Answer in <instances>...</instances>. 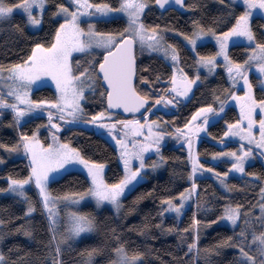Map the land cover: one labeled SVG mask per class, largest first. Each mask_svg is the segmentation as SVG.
Returning <instances> with one entry per match:
<instances>
[{"label":"snow or ice","instance_id":"snow-or-ice-1","mask_svg":"<svg viewBox=\"0 0 264 264\" xmlns=\"http://www.w3.org/2000/svg\"><path fill=\"white\" fill-rule=\"evenodd\" d=\"M150 2L162 10L178 6L185 9L197 7L195 4H185V0H116L115 5L111 0H67L56 4L55 11L51 13L60 22L54 28V33L50 34V39L34 43L29 49L30 54L18 61L0 63V117L5 110H11V125L22 128L23 123L35 118L37 114H46V124H37L30 134L20 130L14 144H0L9 154L22 153L27 156L30 167L28 175L23 178L8 174L5 191L17 193L27 201V216L36 210L35 202L26 191V187L34 183L38 201L49 218V245L55 243L54 248H49L50 255L54 254L52 264H64L61 258L64 243L69 238L80 237L81 233L95 231L97 222L91 213L71 211L67 214L68 227L63 232L60 231V202L74 205L90 196L95 199L98 207L108 202L116 214H119L126 193L134 190L144 178V173L149 169H158L169 159L162 154V142L168 136L175 137L187 144L188 160L191 162L188 186L175 196H163L158 215L173 212L180 216L186 202L193 198V193L197 198V210L209 207L207 203L201 204L198 198L197 181L198 173L211 172L226 193V202L218 209L222 214L216 216V220L230 222L233 226V236H228L226 240L218 242L214 247H207L202 252L199 247L200 228L212 221L202 225L199 216L194 214L191 224L183 230L172 226L165 228L163 224L158 227L161 231L177 232L181 244L185 242L186 235L191 233L192 239L186 245L185 256L191 257L192 260L199 259L203 254L205 264H209L208 258L216 251V247L232 242L235 237L238 253L235 257L236 264H264V183L259 187L257 204L245 209L244 205L230 201L234 186L227 182L232 172L246 176L249 180L264 182V175L246 171V162L255 151H259L264 157V99H257L256 85L249 75L254 67L259 87L264 92V30L258 38L251 24L254 10L260 9L264 14V0H242L243 11L238 15H235L236 0H221L226 4L228 11L218 20L228 21L234 18V22L226 27V30L218 31L216 26L205 25L196 19L192 21L191 33L179 32L185 46L189 47L196 57L194 76H190L185 70L180 48L167 38L170 31L175 33L179 30H170L166 25L145 24L144 16ZM49 4L50 0H19L18 3L0 0V22L10 21L16 10L20 9L26 15V23L29 26H42ZM118 14L126 18L124 27L115 31L98 30L97 21L107 22ZM208 37L214 38L217 51L204 55L197 49L203 46ZM241 38L249 44L244 60L234 59L229 54L230 43ZM138 51L139 54L147 52L161 55L171 69L170 74L165 78L164 74L156 72L154 80L150 79L149 75L138 76V73L144 71L153 75L150 65L141 67L138 64ZM76 55L83 59H75ZM221 57L223 68L218 69L217 60ZM201 68L207 70L206 75L201 76ZM217 71L227 72L226 78L230 86L225 88L221 95H217L216 90H213V102L197 107L186 123L177 125L176 117H173L172 121L166 117H158L155 120L148 118V114L154 110H178L182 104L191 100L194 87H198ZM48 77L55 84V98L34 99V87L46 86L45 78ZM138 81L139 85H152L155 82L166 86L151 88L142 94ZM241 82L245 89L242 95L232 90L241 86ZM89 95L98 96L103 105L99 111L90 114L84 107L88 103ZM231 98L239 102L240 118L231 122L225 121L226 130L216 137L225 147L223 151L213 152L212 159L231 158L228 170L220 172L211 164L202 163L200 153L198 150L193 151V145L199 140L202 132H207L210 118L223 119L228 100ZM216 104L219 106H214ZM257 107L261 110L259 119ZM121 108L130 114L143 109L142 115L145 119L142 121L135 116L132 119H117V110ZM77 125L100 128L115 141L119 147V158L123 161L124 174L120 179L109 183L104 179L105 162L87 158L70 140H62L58 136L59 130ZM45 127L52 138V142L47 145L39 137L40 130ZM165 128H171L172 131L158 130ZM232 136L240 138L238 148L226 147V138ZM146 154H155L157 159L148 163ZM3 161L4 157L0 156V163ZM76 164L87 170L90 177L89 186L82 192L53 194L49 186L52 175ZM141 198L138 196L136 200ZM254 208H258V215L253 212ZM3 223L4 221L0 220V224ZM149 227L148 224L144 225V229ZM237 227L240 228L239 233L235 232ZM24 230L25 234H30L27 229ZM0 240H3L2 235ZM115 240L117 246L111 249L108 264H141L144 252L130 253L126 244L120 242V237H115ZM100 251L99 247L82 250L81 255L85 257L82 264H94V257ZM5 261V253L0 250V264H5Z\"/></svg>","mask_w":264,"mask_h":264},{"label":"trees","instance_id":"trees-1","mask_svg":"<svg viewBox=\"0 0 264 264\" xmlns=\"http://www.w3.org/2000/svg\"><path fill=\"white\" fill-rule=\"evenodd\" d=\"M19 0H9L16 3ZM66 2V0H50L49 7L45 13V18L42 26L36 31L28 28L26 18L22 14L15 13L10 21L0 22V63L8 64L13 61H18L30 54V47L41 41L50 39V34L54 33V28L60 22L51 13L55 11L56 4ZM100 2V0H94ZM115 5L116 0H111ZM185 4H195L197 7L169 8L167 10L160 9L157 5L150 2L149 8L146 10L144 22L148 26L158 24L168 26L179 30L178 32L192 31V21L199 19L205 25H214L218 31L226 30V27L231 26L234 18L228 21L218 20L227 11V6L221 0H185ZM243 11L241 6L236 5L235 15ZM125 20L122 17L108 19L107 22L97 21L98 30L100 31H115L125 26ZM254 31L260 38L264 26V20L255 16L251 20ZM167 38L176 43L181 50V58L185 65V70L192 75L195 56L183 43V41L169 33ZM201 54L207 55L216 51L215 46L210 43H203V46L197 49ZM247 47L243 44H234L230 46L229 54L234 59H246L245 53ZM75 59L82 60L83 57L76 55ZM138 64L142 67L150 65L153 75L149 71L138 73L139 75H149L150 79L154 80V74L159 72L165 75L170 74L171 69L165 60L158 56L149 53L139 54ZM250 78L256 85L255 92L257 99H264V92L259 87L256 75L250 73ZM201 76H204L201 74ZM142 92H148L151 88L159 89L166 85L155 83L152 85H139ZM223 71H217L213 77L208 78L194 87V94L188 103L182 104L178 110L170 109L166 112L157 111L159 118H167L172 121L176 117L175 123L183 125L190 119L192 113L197 107H201L206 103H212L213 90H216L217 95H221L225 88L229 87ZM235 92L241 93L242 89L233 88ZM155 95V93H153ZM54 98L55 93L49 87H43L33 92V98ZM101 105L98 96L88 97V103L84 105L88 114L93 111H99ZM214 106H219L218 104ZM226 114L223 119L210 118V126L204 136L200 139L196 146V151L200 153L201 161L204 164H211L218 171L223 172L228 170V163L221 161L217 164H212L205 158L212 155L213 152H218L221 148L218 146L217 136L222 135L226 130L225 121H234L238 119V111L228 105L225 109ZM155 117L150 116V118ZM158 117V116H157ZM117 119H124L123 116L116 114ZM87 119V115L85 116ZM12 116L9 111L5 110L0 117V144H14L18 139L20 130L26 131L29 134L35 130L37 124H46L43 116H36L22 124V128L13 127L11 125ZM170 131L171 128H168ZM211 133V135H208ZM58 136L63 140H70L74 147H79L87 158L96 159L105 162L106 170L104 173L105 180L109 183H114L123 175L122 169L118 162L117 150L115 141L106 134H101L86 126H71L61 129ZM41 140L47 145L49 138L46 131L39 133ZM207 138V139H204ZM226 141V147L240 145L237 142ZM237 143V144H236ZM233 145V146H232ZM2 147H0L1 150ZM256 152V151H255ZM162 154L169 157L164 164L163 171L159 174L149 175L148 178L137 184L131 192L127 193L123 198V207L119 214H116L108 207L97 208L93 204H86L82 207L85 213H91L95 216L97 229L90 236L82 238L73 245L63 248L62 259L64 264H82L85 259L81 255L82 250H87L93 247H99L101 251L94 257V264H108L111 259V249L117 246L115 237H120V242H124L132 251H142L145 255L141 258V264H205L203 254L199 259L192 260L191 257L185 256L187 252V243L191 242V233L186 235L185 242L180 243V238L177 232L161 231L158 225L163 224L165 228L169 226L178 227L183 230L191 224L193 215L199 216L202 225L208 221L212 223L200 228L199 247L202 252L207 247H214L218 242L226 240L228 236H233V228L218 225L211 227L216 221V216L221 215L218 209L226 202V193L221 185H218L210 177H199V200L201 204L207 203L209 207H202L197 210V198L193 193L191 206L185 211L182 219L178 222L173 216H161L158 213L161 211V198L167 195L175 196L176 193L182 191L188 186V173L191 170V162L188 160V152L184 146H176L166 144L162 146ZM29 167L23 157L11 160L0 167V191L7 188L8 182L6 176L11 174L16 178H23L28 175ZM247 172H257L264 175V165L257 159L255 162L246 165ZM229 184L233 185V191L229 197L232 203H240L248 209L253 204L258 202L259 187L263 183L259 180H249L246 176L229 177ZM50 189L53 194H64L66 192H82L89 186L87 177L77 171L65 173L60 178L50 182ZM31 199L36 204V210L33 214L25 215V209L21 201L13 196H0V220L4 221L0 224V234L3 236L1 250L4 251L6 261L5 264H52L54 254L49 253V248H54V244L49 245L51 234L45 216L42 212L34 189L30 190ZM141 196L140 200L136 197ZM130 209L132 211H130ZM253 212L256 214L257 209ZM150 225L144 229V225ZM20 229V230H17ZM30 234H25V230ZM115 229V232H113ZM141 229H144L141 231ZM240 228H235V232L239 233ZM250 239V236H249ZM236 239L221 246L216 247V251L209 256V264H236L235 257L238 255L235 248Z\"/></svg>","mask_w":264,"mask_h":264},{"label":"rangeland","instance_id":"rangeland-1","mask_svg":"<svg viewBox=\"0 0 264 264\" xmlns=\"http://www.w3.org/2000/svg\"><path fill=\"white\" fill-rule=\"evenodd\" d=\"M19 2V1H18ZM18 2H16V3H18ZM66 2H67V0H66ZM236 5H238V6H241L242 8H243V3H242V0H236ZM71 6V5H70ZM15 13H18V14H22L25 18H26V15L23 13V11L22 10H20V9H17L16 10V12ZM14 13V14H15ZM255 16H259V17H261L263 20H264V14H262L261 13V10L260 9H256V10H254V14H253V16H252V18L253 17H255ZM116 17H122L124 20H125V23H126V18L125 17H123L122 15H117ZM252 18H251V20H252ZM109 19H111V18H109ZM27 26H28V28L30 29V30H32V31H36V30H34V28H40V26H29L28 24H27ZM263 30H264V26H263ZM169 33H171L172 35H175V36H177V37H179L182 41H183V43H184V39H183V37H181L180 35H179V32H175V33H173V32H169ZM168 33V34H169ZM207 42H210V43H212L214 46H215V49H216V51H217V46H216V42H215V40H214V38H211V37H208L207 39H206V42H204V43H207ZM234 44H243V45H245L246 47H247V51H248V49H249V44H248V42H246V40L244 39V38H241L239 41H232L231 43H230V46L231 45H234ZM185 45V44H184ZM189 50H191L189 47H187ZM192 51V50H191ZM139 52V51H138ZM145 53H147V52H145ZM156 55H158V56H160V57H162L161 55H159V54H156ZM195 59H196V57H195ZM223 59H222V57L221 58H218V60H217V66H218V69H222L223 68ZM206 69H204V68H201V73L200 74H202V75H206ZM224 73H225V76L227 77V72L226 71H223ZM195 73H196V67H195V65L193 66V68H192V75H190V76H194L195 75ZM250 73H253V74H255V69H254V67H253V71L252 72H250ZM215 74V73H214ZM213 74V75H214ZM213 75H210V76H208V78H211V77H213ZM227 79V78H226ZM45 80H46V86H44V87H50L53 91H54V93H55V84H54V82L53 81H51V78L50 77H48V78H45ZM228 81V80H227ZM228 83H229V81H228ZM230 85V84H229ZM40 88H43V87H34V89H33V92L35 91V90H37V89H40ZM236 89L237 88H239V89H242V92L240 93L241 95L243 94V91L245 90L243 87H242V82H241V86H238V87H235ZM55 95H56V93H55ZM55 98V97H54ZM228 105H232V106H234L236 109H237V111H238V118H240V116H239V113H240V105H239V102L238 101H236L235 100V98H231V99H229L228 100V104H227V106ZM170 109H172V108H166V109H164L163 111L164 112H166L167 110H170ZM257 110H260L259 109V107H257ZM7 111H9L10 112V114H11V116H12V113H11V110H7ZM261 111V110H260ZM257 113H258V115H257V119H259V113L260 112H258L257 111ZM155 115V117H159V114L154 110L151 114H148V118L149 119H152V120H155V119H157V118H150V116H154ZM37 116H43L44 118H45V120H46V114H43V113H39V114H37ZM133 117H129V118H124V119H132ZM138 118V117H137ZM191 118V117H190ZM139 119H141L142 121L145 119V117H141V118H139ZM162 119V118H161ZM80 126H86V127H89V128H92L94 131H96V132H98V133H101V134H106V132L104 131V130H102V129H100V128H97V127H95V126H92V125H80ZM158 130H164V131H167V132H170V131H172V129L169 131L168 130V128H165V129H158ZM17 131H18V128H17ZM41 131H46L47 132V130H46V127L45 128H42L41 130H40V132ZM60 131V130H59ZM203 133V132H202ZM201 133V134H202ZM200 134V135H201ZM106 135H108V134H106ZM47 136H48V138H49V143H51L52 142V138H51V135L47 132ZM109 136V135H108ZM39 137H40V135H39ZM110 137V136H109ZM138 138H142V137H138ZM40 139H41V137H40ZM200 141V139L197 141V144H198V142ZM228 142V141H227ZM237 143H239V142H237ZM236 143V144H237ZM166 144H171V145H176V146H184L186 149H187V144L186 143H183L182 141H178L175 137H171V136H168V137H166V139H165V141L164 142H162V146H164V145H166ZM196 144V145H197ZM218 144V146L221 148V150L220 151H223L224 150V147L225 146H223V145H221L219 142L217 143ZM240 144V143H239ZM114 145H115V148H116V150H117V156H118V162H119V165H120V167H121V169H122V172H123V161L119 158V147L116 145V143H114ZM227 145V144H226ZM239 147V145H234L233 147H227V148H238ZM220 151H218V152H220ZM0 156H3L4 157V161H3V163H0V167H2L3 165H5L7 162H9V161H11V160H14V159H17V158H19V157H23L25 160H26V162H27V164H28V158H27V156H25V155H23L22 153H14V154H9V153H7V151L6 150H4L3 148H1V150H0ZM256 156L258 157V159H259V161L260 162H262V164L264 165V157H262L258 152L257 153H255L252 157H250V158H253L254 159V161L256 160ZM157 159V156L155 155V154H146V162H148V163H150L152 160H156ZM207 161H209V162H211L212 164H217V163H219V162H221V161H224V162H229V160L231 159V158H227V159H224V158H219V159H217V160H213L212 159V155H210L209 157H207V158H205ZM202 162V161H201ZM203 163V162H202ZM28 167H29V165H28ZM163 168H164V165L163 166H161V167H159L158 169H156V170H151V169H149V170H147L145 173H144V178L140 181V182H142V181H144V180H146L147 178H148V176L149 175H152V174H159V173H161L162 171H163ZM29 170H30V167H29ZM105 170H106V164H105ZM105 170H104V173H105ZM70 171H77V172H80V173H82V174H84L86 177H87V179H88V182H89V184H90V177L88 176V174H87V170L83 167V166H81V165H79V164H76V165H73V166H71V167H66L65 169H63L62 171H60L59 173H57V174H54V175H52V178H51V181L50 182H52V181H54V180H56V179H58V178H60L61 176H63L65 173H67V172H70ZM123 174H124V172H123ZM123 176V175H122ZM233 177V176H242V175H240V174H238V173H235V172H232V173H230V176L229 177ZM198 177H210V178H212L218 185H220L219 183H218V181L215 179V176L211 173V172H203V173H198ZM104 179H105V177H104ZM7 180V179H6ZM8 182V181H7ZM139 182V183H140ZM138 183V184H139ZM7 189V188H6ZM5 189V190H6ZM31 189H34L35 190V192H36V195H37V198H38V193H37V189H36V186L34 185V183H32V184H30L29 186H27L26 187V191H27V193H28V196L31 198V196H30V190ZM5 190H1L0 191V196H13V197H16L19 201H21L22 202V204H23V207H24V209H25V213H26V209H27V206H28V203H27V201L23 198V197H20L17 193H12V192H10V191H5ZM127 194V193H126ZM55 195H62V194H55ZM192 200H193V198L190 200V201H188V202H186V205H185V207H184V211H183V213L180 215V216H176L173 212H168V213H166L164 216H173L178 222L182 219V217H183V215H184V213H185V211L191 206V204H192ZM177 202H179L178 200H177ZM86 204H93L95 207H97V208H101V207H108V208H110V209H112L114 212H115V210H114V208H112V206L110 205V203H108V202H106L104 205H101V206H97L96 205V203H95V199L93 198V197H85L83 200H80L78 203H75L74 205L73 204H70V203H65L64 201H61L60 202V204L58 205V208H59V211H60V214H61V217H62V220H61V224H60V231H64L67 227H68V225H67V223H66V220H67V214L69 213V212H71V211H78V212H81V213H85L83 210H82V207L84 206V205H86ZM41 206V205H40ZM41 209H42V207H41ZM42 212H43V214H44V216H45V219H46V221H47V224H48V217H47V215H46V213H45V210H43L42 209ZM116 213V212H115ZM259 214V210H258V212H256V215H258ZM218 225H223V226H227V227H229V228H233V226L230 224V222H228V221H226V220H216L213 224H212V226L211 227H214V226H218ZM48 227H49V225H48ZM1 233V232H0ZM93 233V231L92 232H85V233H81V236L80 237H77V238H75V239H72V238H69V240L68 241H66L65 243H64V245H63V248L64 247H67V246H69V245H73L74 243H76V242H78L79 240H81L82 238H85V237H87V236H90L91 234ZM1 235V234H0ZM2 241L3 240H0V250H1V244H2ZM53 244H54V247H55V243L53 242Z\"/></svg>","mask_w":264,"mask_h":264},{"label":"crops","instance_id":"crops-1","mask_svg":"<svg viewBox=\"0 0 264 264\" xmlns=\"http://www.w3.org/2000/svg\"><path fill=\"white\" fill-rule=\"evenodd\" d=\"M258 112H260V110H257ZM153 118H157V117H153ZM239 119V118H238ZM204 132L200 135V138H202V136H204ZM226 141H233V142H239L240 143V138L239 137H236V136H232V137H229V138H226ZM197 144V141L194 142V145H193V151H196V145ZM259 153V151H256L255 153ZM258 159V157L256 156V160ZM255 160V161H256ZM253 158H249V160L246 162V165L248 164H251L253 162H255ZM232 177V176H231ZM233 177H240V176H233ZM264 183V182H263ZM257 211H258V208H256Z\"/></svg>","mask_w":264,"mask_h":264},{"label":"water","instance_id":"water-1","mask_svg":"<svg viewBox=\"0 0 264 264\" xmlns=\"http://www.w3.org/2000/svg\"><path fill=\"white\" fill-rule=\"evenodd\" d=\"M179 7V6H178ZM177 8V7H176ZM143 109H141L140 110V112H137V113H125L124 111H123V109L121 108V109H119V110H117V113L116 114H118V115H121V116H123V117H129L130 115H133V116H141L142 115V113H143Z\"/></svg>","mask_w":264,"mask_h":264},{"label":"bare ground","instance_id":"bare-ground-1","mask_svg":"<svg viewBox=\"0 0 264 264\" xmlns=\"http://www.w3.org/2000/svg\"><path fill=\"white\" fill-rule=\"evenodd\" d=\"M204 139H207V138H204ZM233 143V142H232ZM233 146V145H232Z\"/></svg>","mask_w":264,"mask_h":264}]
</instances>
